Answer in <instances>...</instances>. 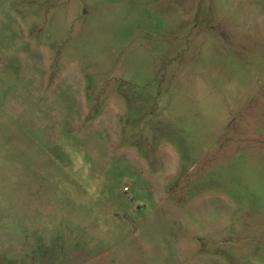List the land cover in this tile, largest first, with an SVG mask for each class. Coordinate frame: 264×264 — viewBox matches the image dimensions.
Returning <instances> with one entry per match:
<instances>
[{
    "label": "rangeland",
    "instance_id": "374dc122",
    "mask_svg": "<svg viewBox=\"0 0 264 264\" xmlns=\"http://www.w3.org/2000/svg\"><path fill=\"white\" fill-rule=\"evenodd\" d=\"M0 264H264V0H0Z\"/></svg>",
    "mask_w": 264,
    "mask_h": 264
}]
</instances>
